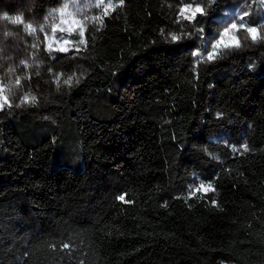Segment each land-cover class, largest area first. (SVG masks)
<instances>
[{
	"label": "trees",
	"instance_id": "trees-1",
	"mask_svg": "<svg viewBox=\"0 0 264 264\" xmlns=\"http://www.w3.org/2000/svg\"><path fill=\"white\" fill-rule=\"evenodd\" d=\"M104 1L76 48L16 73L29 100L0 114V264H264V41L199 58L232 16L260 28L262 1Z\"/></svg>",
	"mask_w": 264,
	"mask_h": 264
},
{
	"label": "rangeland",
	"instance_id": "rangeland-1",
	"mask_svg": "<svg viewBox=\"0 0 264 264\" xmlns=\"http://www.w3.org/2000/svg\"><path fill=\"white\" fill-rule=\"evenodd\" d=\"M261 1L264 5V0ZM65 3L69 4V8L64 16L61 17L57 10ZM98 4L104 6L108 5L106 1L100 4V0H64L61 7L48 11L44 16H38L32 2L29 0H0V85L4 88L3 95L8 98V104L11 105V107H9L8 104H6L3 110L0 111V114L3 116L5 115V118H7L9 114L7 109L13 108L10 111H16L17 108L22 107L25 103L19 84L16 83V73L29 69L36 70L42 66L45 60L43 54L49 50V43L51 44V49L56 51L61 46L69 49L76 48L77 36H80L79 33L81 29L75 28L73 31L69 32V23L75 18L81 21L84 30L90 8ZM225 9L231 11L233 6H228ZM191 11L192 10H189L186 14H191ZM5 16L8 18L5 19ZM16 16L22 17V22L15 23L14 18ZM235 17L236 16H232L230 18L231 20L228 22L229 24L227 23L228 25L226 27H230L231 23L241 24ZM62 19L65 21L63 24L61 23ZM29 24L32 25V28L28 27ZM226 27L224 25L222 34ZM61 28L64 30L61 31ZM260 35L264 36V16L260 23ZM233 36L239 40L241 46L251 41L250 35L243 29L231 30L229 35L224 37V40L229 41ZM258 40L260 39L258 38ZM65 41H68V43L65 44ZM230 47L236 48L234 46ZM222 48H224L223 45L216 51ZM209 51H212V47L207 49L206 54H201L199 56V58L201 57V61L207 59V53ZM11 54L13 55V60L16 61V67L10 65L12 62L8 59L7 55L9 56ZM22 58L27 61L21 63V61H23ZM41 115L45 118L51 117L53 119L57 116L56 111L51 105L45 107L44 110L41 111Z\"/></svg>",
	"mask_w": 264,
	"mask_h": 264
},
{
	"label": "snow or ice",
	"instance_id": "snow-or-ice-1",
	"mask_svg": "<svg viewBox=\"0 0 264 264\" xmlns=\"http://www.w3.org/2000/svg\"><path fill=\"white\" fill-rule=\"evenodd\" d=\"M103 3H104V0H100V4H103ZM124 5H125V0H119V6H120V7H123ZM99 6H100L99 4L96 5V7H99ZM68 8H69V4L65 3V4H64L61 8H59L57 11L60 13L61 17H63L64 14L66 13V11H67ZM109 8H112V5L109 4V5H107V6L105 7V9H104L105 15H107V12H108ZM189 10H192V11H191V15H186V13H188ZM198 14H199V15H204V14H205V9H204L202 6H200L199 4H197V5L193 8V5H192L191 3H185V4L181 7V9H180V15L183 16V18H184L185 20L194 21V20L196 19V17H197ZM248 15H249L248 12H244L243 15L240 16V20L243 21V20L245 19V17H247ZM7 18H8V17L5 16V19H7ZM14 22H15V23H20V22H22V17H20V16H16V17L14 18ZM100 22H101V24H103V18H100ZM61 23L63 24V23H65V21L62 19V20H61ZM28 27H29V28H32V25L29 24ZM75 28H80V29H81V30H80V33H79L80 36H81V37H85V31H84L83 28H82L81 21L76 20L75 18H73V19L71 20V22L69 23L68 31L71 32V31H73ZM240 29H243V30L247 31V33L250 35L251 41H252L253 43H256L257 40H258V38H259L261 41H264V36H261V35H260V28L255 27V26L249 27V26H247V25L244 24V23H241V24H239V25H238L237 23H231V24H230V27H226V28L224 29V32H223V34L221 35L220 39L216 40L215 43H213V44L211 45V47H212V51H209V52L207 53V59H208V61H214V60H215V58H216L217 55H218V53H217L216 50H217L218 48H220L221 45H223V47L226 48V49L229 48L230 46H234V47H236V48H239L241 45H240L239 40H238L235 36L231 37V39H230L229 41H225V40H224V37H225V36H228V35H229V32H230L231 30H240ZM60 30L63 31L64 29L61 28ZM54 31H55V29H54ZM171 39H172V41H177V40L180 39V37H178L177 35L173 34L172 37H171ZM80 42H81L82 44H83V43H86V41H85L84 39H82ZM64 43L67 44L68 41H65ZM48 48H49V50L51 49V44H50V43H49V45H48ZM57 51L60 52V53H67V52L69 51V49H68L67 47L61 46V47H59V48L57 49ZM196 55L199 56L200 54H199V53H196ZM21 63H25V62H24V61H21ZM16 83L19 84V83H20V80L17 79ZM65 83H69V81L66 80ZM3 91H4V88H3L2 85H0V111H2L3 108H4V106H5L6 104H8V98H7L6 96L3 95ZM35 99H36V98H35L34 96L31 97V100H32L33 102L35 101ZM28 100H29V97L26 95V96L24 97V102H27ZM8 106L11 107L10 104H8ZM242 148H243V151H244V152H248V151H249V148H248L247 143H244V144L242 145ZM233 150L236 151L235 148H234ZM201 187L203 188L204 186L201 185ZM118 199H120L121 201H124V200H125V197H124L123 195H121V196L118 197ZM63 247H64L65 249H69V248H70V245H69L68 243H65V244L63 245Z\"/></svg>",
	"mask_w": 264,
	"mask_h": 264
}]
</instances>
